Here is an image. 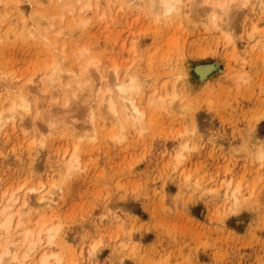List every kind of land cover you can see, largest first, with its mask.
I'll use <instances>...</instances> for the list:
<instances>
[{"label": "rangeland", "instance_id": "1", "mask_svg": "<svg viewBox=\"0 0 264 264\" xmlns=\"http://www.w3.org/2000/svg\"><path fill=\"white\" fill-rule=\"evenodd\" d=\"M75 1L0 0V112L15 89L39 108L24 125H0V203L26 193L32 211L16 233L59 228L28 263L46 251L58 264H264V0L231 3L216 30L203 0H181L167 18L139 0H89L86 13L87 0ZM90 58L98 67L82 75ZM203 65L212 66L204 76L194 71ZM114 66L139 83L149 129L138 136L124 123L122 144L121 111L113 118L100 98L107 85L118 96ZM72 154L73 178L53 187ZM227 180L240 185L237 208ZM42 191L51 206L37 200Z\"/></svg>", "mask_w": 264, "mask_h": 264}, {"label": "bare ground", "instance_id": "2", "mask_svg": "<svg viewBox=\"0 0 264 264\" xmlns=\"http://www.w3.org/2000/svg\"><path fill=\"white\" fill-rule=\"evenodd\" d=\"M48 1H50V0H48ZM123 1L126 2V3L132 2V0H122V2ZM136 1H138V0H136ZM180 1L181 0H178V4H179ZM246 1L247 0H213V1L212 0H203L204 4L202 3V5L206 6L208 3H211V2H212L211 4L213 5V6L212 5H207L206 6L207 8H209V6L212 7V9H214L213 13L211 12V8L209 10H207V8L206 9L204 8V15H205V12H207V11H210L208 13H211V14H209L210 15V18H209L210 27H212L213 29H215V28L219 29L220 28L221 23L224 22L223 16L225 18L227 17V13H228V10H229V7H230L231 3H236V5L238 3L239 4H245ZM18 2L14 3V8H15V10L17 12H19V15H20L23 12H22L21 6H20V4ZM75 2H81V0H78V1L76 0ZM162 2H167V0H155L154 7L152 8L154 14H156L157 17H159V16L161 17V15L165 12V9L161 6ZM137 3H139L141 5L142 4V0H139ZM84 5H89V7L84 8ZM84 5L82 4V6L79 7V10L81 11V8H83L84 10L81 11V12L86 13L87 9L91 7V3L89 2V0H87V3H84ZM69 10H70V12H73L75 9L72 8V9H69ZM191 10L193 11L194 8L192 9V7H191ZM263 10H264V6H263ZM178 12H179V9L177 8V12L176 13H178ZM53 13H55V12H53ZM0 16H2L1 13H0ZM199 18H201V16ZM74 20H76V18ZM45 22H47V21L45 20ZM202 23L205 24V21L202 22ZM39 24L37 25V28L41 27ZM48 24H49L50 27H53V25H54L53 23H49V22H48ZM23 29H26L25 25H24ZM252 32H254V31H252ZM252 32H251V34H252ZM28 33H31L30 30H28ZM230 34H231V32H230ZM85 50H86V48H83L82 50H80V53L83 54L85 52ZM55 66H56V63L52 62V68H54ZM95 66L98 67L96 61L94 59H92V58L88 59L86 61V63H85V67H84L85 70L81 71V74L86 76L87 75L86 72L89 71L88 68L89 67H95ZM211 68H212V66H210V65H203V66H198L195 70L194 69L193 70L195 72H197L199 75L204 76L206 73H208L211 70ZM56 72H58V70ZM118 74L119 73L117 71V68L114 66V68H113V78H114L113 82L114 83L112 82L111 84H113V87H114V89H115V91H116L118 96L115 95L116 96L115 99H113L111 97L112 88H111V86H109L107 84H106L107 85L106 89L102 93H100V95L102 94L101 95L102 97H100V98L105 102V103H103V108H105L106 111L111 113L113 118L116 117V115L118 114L119 110L121 111V115H122V119L123 120H121L119 118L118 121L115 122V124H116L115 126L118 129L117 132H114L115 136H117L120 133V131L123 130V126H124L123 124L124 123L130 122V123L133 124V126L134 125L135 126H139L137 124V121L138 120L142 121L143 118H144V114H145L144 109L141 108V106L137 102L138 100L136 98V95L137 94L139 95V93H140V85H139V83L135 80L136 81L135 88L132 89V90H129L130 81L134 77H132L129 73H126L124 75V78L119 79L118 78ZM122 86L125 89V91H123V92L120 90ZM12 93L15 94V96H17V99H16V97H15V100L12 99L11 105L7 109L8 112L7 111H5V113H4V111L0 112V125L6 124L7 121H12V122L21 121V123H22V119L26 115H29L32 112V109H33V111H35V113L39 109L36 105L32 108L31 102H30L32 97L30 96V94L27 93V91L24 92L21 89H15L14 91L11 92V95H12ZM73 95L76 96L75 93H73ZM152 96H154V95H152ZM152 100H155L154 97L151 100H149V101L152 102ZM158 100H160V103L163 106L164 105L163 104L164 103V98L163 97H158ZM92 101H93V99H92ZM119 105H120L121 108L119 107ZM163 107L165 108V105ZM89 114H91V117H92V112L89 113ZM137 114H139V115H137ZM49 119L51 120V118H49ZM92 121H93V119H92ZM22 124H21V127H22ZM46 124H47V128H49L51 126V123L49 121H47ZM44 131L49 132L48 129H45ZM89 131H88V133H89ZM86 132H84V133H86ZM44 133L45 132L41 131L38 134H39V136L42 135L41 137H43L46 134V133L45 134ZM90 133H92V131ZM82 134L83 133H81L80 136ZM78 136H79V133H78ZM82 136H85V134H83ZM87 136H89V134ZM185 147H187V144L183 146V148H185ZM181 150H184V149H182V147L180 148V154H182ZM258 151H259V152H257L258 153L257 154L258 158L261 159V157L264 156V148H263V150H260L258 148ZM178 154H177V156H178ZM255 154H256V152H255ZM70 162L74 164V170H76L75 168H77L80 165L79 156L72 154L69 157V159L66 158V160L64 162V166H65V170L64 171L66 173H69V163ZM229 180L231 181V179H229ZM230 181L226 182L227 183L226 185H225V182L223 181L224 184H222V185H225V188H227V189H225V192H228V187L230 188V184L232 183V182L230 183ZM52 185H55V183H53ZM219 187H221V184H220ZM40 188L41 187H38V188L37 187H33V188H31V190L35 191V190H39ZM239 189H240L239 183L235 185L234 189L230 188V195L232 196L233 201H234L233 205L236 206V207L234 206V208H237L239 206V204H241L238 201L239 200L238 199V195H236V193L238 191H240ZM54 191H56V190H54ZM212 191L213 190H211V192ZM19 193L20 192L15 193V191H14L13 193H11L8 196V200L5 203H2V204L0 203V205H1V207H0V236H2L4 238L3 240H0V241H2V242H0V257H2V264H49L51 260L55 261L57 264L60 263L61 260H62V256L61 255L53 254V253H47L46 251L42 252V254L40 255V257H39L37 262L28 263V259L31 256V253H33L34 251L36 252V250H40L41 246L39 247L38 244L41 243L42 246H45V245H48V244L53 242V238L57 235V232L55 231L57 229V227H49L48 229H45V230L44 229H40L37 232L38 234H36L37 235L36 237H34L35 234L33 233V231L30 230V229H27V228H24L23 230H21L22 232L19 231V232H21L20 234L14 232L16 226H19L20 223H21L22 227L25 226L24 222L22 223V220H23V218L25 217L26 214L31 213V211H32V207L29 206L28 200H26V198H25V194L26 193H24V196H22L21 201H19V198H20ZM52 194L53 193H51L49 191H48V194L46 192L42 191L39 196L37 195V197H38L37 200L40 201V204L42 202V204H44L46 206H51V204L53 202V196H51ZM1 195L3 196V195H5V193L4 194L2 193ZM35 210H36V208H35ZM35 210L33 209V211H35ZM22 216H24V217H22ZM17 217H21V218H17ZM16 234L18 235L19 238H17V240L13 241L12 240L13 236L16 235ZM50 236L52 237L51 240H50ZM32 255H34V254H32Z\"/></svg>", "mask_w": 264, "mask_h": 264}, {"label": "clouds", "instance_id": "3", "mask_svg": "<svg viewBox=\"0 0 264 264\" xmlns=\"http://www.w3.org/2000/svg\"><path fill=\"white\" fill-rule=\"evenodd\" d=\"M155 4V0H142V6L140 7V10L148 13L152 10V8L154 7ZM161 6L165 9V12L161 15V18H167L170 15H174L177 12V8H178V0H167V2H162ZM68 9H72L74 8L73 5H66L65 6ZM89 7V5H84V8ZM129 8L134 7L133 4H129L128 5ZM84 9L81 8V11H83ZM137 124L139 125L138 129H137V135L138 136H144L148 131V127L143 124L142 121H137ZM128 139V136L122 131L119 135L114 137V142L118 143V144H122L125 143ZM261 166L264 167V156L261 157ZM73 178L72 176V172L66 174L65 176H63L61 178V181L56 184L53 185V187H61L62 185H64L67 181L71 180ZM61 199H63V196H61Z\"/></svg>", "mask_w": 264, "mask_h": 264}, {"label": "snow or ice", "instance_id": "4", "mask_svg": "<svg viewBox=\"0 0 264 264\" xmlns=\"http://www.w3.org/2000/svg\"><path fill=\"white\" fill-rule=\"evenodd\" d=\"M136 86V81L135 79L133 78L131 81H130V84H129V90H132L134 89ZM122 92L125 91L124 87L122 86L121 89H120ZM139 115V114H137ZM74 170V164L73 163H69V173H71L72 171ZM56 232H59V228H57L55 230ZM52 239V237L50 236V240ZM0 264H2V257H0Z\"/></svg>", "mask_w": 264, "mask_h": 264}]
</instances>
